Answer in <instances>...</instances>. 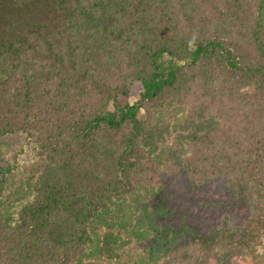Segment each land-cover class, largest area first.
Listing matches in <instances>:
<instances>
[{
    "label": "trees",
    "instance_id": "trees-1",
    "mask_svg": "<svg viewBox=\"0 0 264 264\" xmlns=\"http://www.w3.org/2000/svg\"><path fill=\"white\" fill-rule=\"evenodd\" d=\"M168 97L187 132L164 167L213 225L141 204ZM18 132L45 166L33 198L0 168V264H264V0H0V136ZM215 182L228 197L200 198Z\"/></svg>",
    "mask_w": 264,
    "mask_h": 264
},
{
    "label": "rangeland",
    "instance_id": "rangeland-1",
    "mask_svg": "<svg viewBox=\"0 0 264 264\" xmlns=\"http://www.w3.org/2000/svg\"><path fill=\"white\" fill-rule=\"evenodd\" d=\"M12 84L6 86L9 93H13L14 84L13 79H10ZM245 100L244 102L255 101L249 92L252 89L244 90ZM122 101L125 100L121 97ZM131 102L135 100L134 96L128 98ZM173 98L168 97L164 100L159 101L157 106L160 114L156 116L157 125H152V140L154 141L155 149L152 155L155 160L148 159V170L143 172L140 176L141 183L143 184V191L141 192L142 206L150 215H155L157 209L164 210L174 204L180 209L178 212L179 216L184 217L185 212L195 214V221H206V225H213L219 219V212L213 210L199 209L196 204L190 200L192 193L187 192L184 187V176L176 170L167 171L164 164L167 163L166 153L167 149H171L172 146H177V138L180 134L187 132V129L183 127V122L180 124L179 119L182 118L179 109L173 104ZM163 113V116H162ZM162 127V128H160ZM17 163L18 167L13 171V179L11 185L6 189V194L13 193V198L18 196L14 195L15 191H19L21 196L25 198H33L34 184L40 177L41 171L45 166L44 154H36L34 144L30 141V135L26 132H18L15 134L0 136V168L6 164ZM172 163L168 162V166ZM221 181V180H220ZM169 193L175 195L172 198ZM5 194V195H6ZM143 194V195H142ZM200 198H222L226 199L228 194L221 182H215L210 185L206 190H202L198 193ZM169 198V200H168ZM7 205V204H6ZM167 210V209H166ZM244 208H239V213H244ZM140 215V211L132 218L135 222L137 216ZM15 217V216H14ZM186 218V217H185ZM203 218V219H202ZM107 230L106 227H101L100 233ZM117 230V229H116ZM122 239L130 240L129 243L125 244V247L120 249L122 253V261L131 258V255L127 253L128 249L139 250L137 246L138 242L128 233L121 232ZM103 243H101L102 245ZM261 259L256 258L253 255H235L231 264H255ZM88 261V260H86ZM91 262L96 264H118V259L108 260L104 256L92 259Z\"/></svg>",
    "mask_w": 264,
    "mask_h": 264
}]
</instances>
